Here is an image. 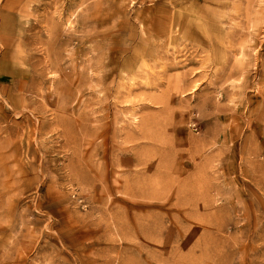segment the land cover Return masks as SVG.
Wrapping results in <instances>:
<instances>
[{"label":"rangeland","instance_id":"374dc122","mask_svg":"<svg viewBox=\"0 0 264 264\" xmlns=\"http://www.w3.org/2000/svg\"><path fill=\"white\" fill-rule=\"evenodd\" d=\"M0 264H264V0H0Z\"/></svg>","mask_w":264,"mask_h":264},{"label":"bare ground","instance_id":"6f19581e","mask_svg":"<svg viewBox=\"0 0 264 264\" xmlns=\"http://www.w3.org/2000/svg\"><path fill=\"white\" fill-rule=\"evenodd\" d=\"M186 22V21H185ZM50 34V33H49ZM50 36V35H49ZM137 51V50H136Z\"/></svg>","mask_w":264,"mask_h":264}]
</instances>
